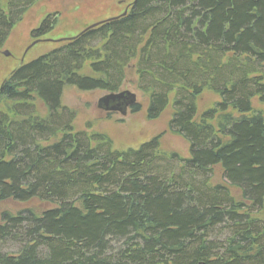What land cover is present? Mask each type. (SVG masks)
I'll list each match as a JSON object with an SVG mask.
<instances>
[{"label":"trees","instance_id":"1","mask_svg":"<svg viewBox=\"0 0 264 264\" xmlns=\"http://www.w3.org/2000/svg\"><path fill=\"white\" fill-rule=\"evenodd\" d=\"M39 1L0 0V47ZM56 23L46 16L33 38ZM131 67L146 118L170 108L185 159L159 137L118 151L74 132L64 89L116 93ZM202 93L220 102L197 116ZM252 99L264 104V0H133L19 65L0 86V264H264ZM216 167L228 187L210 184Z\"/></svg>","mask_w":264,"mask_h":264},{"label":"rangeland","instance_id":"2","mask_svg":"<svg viewBox=\"0 0 264 264\" xmlns=\"http://www.w3.org/2000/svg\"><path fill=\"white\" fill-rule=\"evenodd\" d=\"M132 1L43 0L37 2L14 26L0 47V86L7 75L20 64L36 59L94 24L119 16ZM55 14L57 23L52 31L40 38L39 43L30 47L33 42L38 41L33 38L32 31L46 16ZM4 53H8V56ZM127 73L124 84L116 93L127 91L135 95L136 99L135 104L126 108L125 115L97 109V101L107 94L105 92H79L74 88L64 89L61 104L76 114L72 122L74 132L101 133L111 140L113 148L118 151L137 149L143 143L159 137V148L163 153L175 154L181 159L188 157V143L168 132L170 108L163 111L159 118L147 119L146 100L136 89L137 77L132 67L127 70ZM217 102H220L218 96L202 93L196 101L197 116L206 110L214 109ZM137 104L141 105L139 111L132 112ZM251 109L264 120V104L252 99ZM209 182L212 186L228 187L218 167L212 169ZM255 217L264 219V207L261 212L255 214Z\"/></svg>","mask_w":264,"mask_h":264},{"label":"water","instance_id":"3","mask_svg":"<svg viewBox=\"0 0 264 264\" xmlns=\"http://www.w3.org/2000/svg\"><path fill=\"white\" fill-rule=\"evenodd\" d=\"M122 15H124V13ZM108 20H111V19H108ZM100 23H102V22L94 24V25L88 27L87 29H91V28L99 25ZM37 43H38V41L33 42L30 47H32L33 45H35ZM4 55L8 56L7 53H4ZM135 99H136L135 95H133L127 91L120 92V93H110V94H106L105 96L101 97L97 101L96 107H97V109L103 110L107 113L118 112L121 115H125L126 114L125 113L126 108L135 104Z\"/></svg>","mask_w":264,"mask_h":264}]
</instances>
